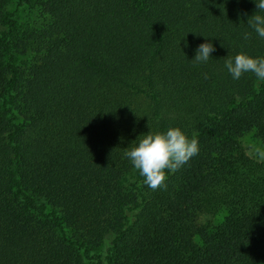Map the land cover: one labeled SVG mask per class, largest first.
I'll use <instances>...</instances> for the list:
<instances>
[{"label":"trees","instance_id":"trees-1","mask_svg":"<svg viewBox=\"0 0 264 264\" xmlns=\"http://www.w3.org/2000/svg\"><path fill=\"white\" fill-rule=\"evenodd\" d=\"M10 1L0 0V264H264V162L240 142H264V80L225 68L241 52L264 57L247 23L264 16L254 0H37L48 22L24 74ZM206 42L216 51L197 63ZM169 128L199 152L152 190L125 151Z\"/></svg>","mask_w":264,"mask_h":264},{"label":"clouds","instance_id":"clouds-1","mask_svg":"<svg viewBox=\"0 0 264 264\" xmlns=\"http://www.w3.org/2000/svg\"><path fill=\"white\" fill-rule=\"evenodd\" d=\"M258 11H264V0H254ZM248 25L259 37L264 38V16L254 14L248 19ZM244 34V39L249 38ZM216 49L212 43L199 45L195 62H207ZM225 68L234 80H239L245 73H253L264 80V57H251L243 52L234 58L225 60ZM207 78V77H206ZM142 137V138H141ZM125 156L135 169L144 177V183L152 190L167 187L166 170L175 172L199 152L198 140L189 137L180 128H169L166 132H151L141 135ZM135 141V142H136ZM264 158V153H261Z\"/></svg>","mask_w":264,"mask_h":264},{"label":"rangeland","instance_id":"rangeland-1","mask_svg":"<svg viewBox=\"0 0 264 264\" xmlns=\"http://www.w3.org/2000/svg\"><path fill=\"white\" fill-rule=\"evenodd\" d=\"M8 9L14 14L16 21V32L11 37V45L13 53L16 56L15 65L21 74L26 73L28 66L34 62L37 56V43L33 38L34 32L42 28L48 18L41 13V8L37 4V0L10 1ZM240 142L247 154L256 162H264L261 153H264V142L258 140L253 134L247 135L240 139ZM134 175L128 177L126 185L133 182ZM225 217V213H221L217 217L211 219L213 224H220ZM112 238H109L105 244L96 252L98 255L105 256L108 248L111 246ZM200 243V239H196ZM94 264V263H93Z\"/></svg>","mask_w":264,"mask_h":264}]
</instances>
